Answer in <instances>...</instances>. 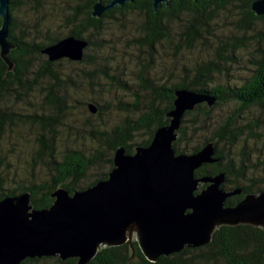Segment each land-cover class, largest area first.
Wrapping results in <instances>:
<instances>
[{"label": "trees", "instance_id": "trees-1", "mask_svg": "<svg viewBox=\"0 0 264 264\" xmlns=\"http://www.w3.org/2000/svg\"><path fill=\"white\" fill-rule=\"evenodd\" d=\"M96 1L66 0L60 5L46 8L47 0H9L8 40L13 47L7 54L11 65L0 56V144L7 126L27 123L38 127L37 136L30 149V163L26 167L33 170L36 160L47 158L48 175L45 180L34 176L35 178L31 181L26 179L28 181L19 182L14 177H6L4 172L10 169V162L6 161L0 151V200L6 196L29 192L33 207L42 209L52 204L54 198L51 197V193L59 187H64L71 194L99 180L106 179L112 168L114 151L118 146L124 147L126 153L132 154L135 146L148 145L155 129L168 122L165 114L173 107V91L176 88H186L216 98L211 107L203 102L196 105L193 110L185 111L178 129V137L173 143L176 153L192 154L200 150L207 142L215 141L213 157H220V160L204 163L195 170V176H213L225 172V182L221 187L226 191L242 190L240 194L226 198V206L235 205L246 193L264 191V169L263 178L253 180L254 184L248 186L239 183L240 180L245 179L246 162L240 158L238 160L230 150L231 146L240 141L246 133L256 139L251 128L254 120L240 121L239 119L243 117V112L252 106L264 108V53H260L258 60L250 61L253 64L251 66L253 71L251 70L249 76L241 79L240 84L231 85L227 81L221 83L216 81L217 76L220 74L227 76L229 72V68L226 67L227 63L235 62L230 57L233 55L228 52L235 53V50L241 48L242 44L234 38L230 41L234 42L232 46L230 42L225 43L220 38L216 40L217 45H212V42L208 41V38L215 36L212 24L218 12L226 6L236 4L241 9V26L248 29L250 25L252 28L253 21L264 20V15L257 16L252 11L251 4L254 0H167V3H162L157 10L152 8V0H132L125 2L122 6H114L99 17H94L92 6ZM107 1L102 0L103 3ZM20 11H31L32 13L41 11V29L47 28L48 31L52 29V26L45 22L50 21L55 11L56 16H60V24L67 30V35L87 41L82 58L73 61L66 58L49 61L42 53V49L55 43L59 37L48 33L41 38L39 36L43 31L38 35L30 36L25 31V26H20L16 21ZM128 13H134L142 18L141 24L138 25L141 33V39L138 41L139 47L147 46L150 51L158 44L177 45L176 51H178L179 48L189 49L200 45L201 48L210 50L213 56L204 63L196 64L192 71H188V73L192 72L189 76L184 74L178 81L172 83H169L173 78L172 74H168L166 81L161 83L148 79L146 77L148 64L139 62V86L147 93L144 110L140 111L135 119L125 117L122 122L120 121L108 131L98 124H95L96 126L90 124L87 133L90 139L96 142L94 150H86L80 146L57 149L55 126L61 123L59 121L60 112H64L63 106L66 101L58 91L60 90L61 95H64L62 90L68 85L78 87L70 77L65 82H61V74L57 66L63 62L67 65L89 66L95 61L90 52L92 48L95 45L104 44L100 42L107 34V22L114 23L118 20L116 16ZM1 23L0 18V25ZM118 24L125 27L123 23L118 22ZM174 27L175 29L178 27L177 32L173 31ZM174 35L177 41L174 40ZM97 37L100 38L96 40ZM95 54L94 56H97V53ZM40 56L43 58L42 63L36 67L35 59ZM105 62L108 61L100 63L105 64ZM104 68L102 71H95L91 68L82 69L81 72L85 74L88 71L89 77H103L101 76L103 74L104 79L112 82V74L104 72ZM45 78L51 80L52 85L47 87L42 112L21 114L8 106H2L6 93L17 91L18 88L26 96L27 91H32L33 86H37ZM55 87L56 90H54ZM93 91L96 93L95 90ZM228 103L234 106L233 112L209 129L212 125V110ZM79 104L89 112H91L89 105H93L96 111L91 114L97 117L105 110L99 98L94 95L88 96L84 102H79ZM93 119L97 118L93 117ZM208 129L210 135L200 136L204 130ZM46 134L49 136H45ZM193 138L194 144H192ZM103 149L106 152H102ZM95 165H100L101 169L104 167V170L88 176L87 172ZM205 185L202 184L201 187ZM47 260H52L57 264L77 262L76 258L62 260L55 256H48L26 258L19 264H35ZM86 264H264V227L249 224L223 225L214 231L208 244L193 248L185 247L180 252L167 256L161 255L153 262L145 258L136 241L132 242V248L128 242H125L121 245L99 249Z\"/></svg>", "mask_w": 264, "mask_h": 264}, {"label": "water", "instance_id": "water-1", "mask_svg": "<svg viewBox=\"0 0 264 264\" xmlns=\"http://www.w3.org/2000/svg\"><path fill=\"white\" fill-rule=\"evenodd\" d=\"M132 0H97L92 16L99 17L114 6ZM167 0H152L157 10ZM9 0H0V56L11 65L7 54ZM251 9L264 15V0H254ZM87 41L72 35L45 46L49 61L61 58L80 60ZM173 107L165 114L166 124L158 126L148 145H137L132 154L118 146L107 178L69 193L59 187L47 208L36 209L30 193L23 192L0 200V264H19L26 258L55 256L76 258L86 264L103 247L136 241L149 261L177 253L185 247L208 244L223 225L249 224L264 227V191L246 193L233 206L226 198L241 189L221 187L225 172L196 177L195 170L213 163L215 141L192 154L176 153L173 143L185 111L216 98L186 88H176ZM91 112L96 108L89 105ZM202 184H206L201 187ZM133 253V250H132Z\"/></svg>", "mask_w": 264, "mask_h": 264}, {"label": "rangeland", "instance_id": "rangeland-1", "mask_svg": "<svg viewBox=\"0 0 264 264\" xmlns=\"http://www.w3.org/2000/svg\"><path fill=\"white\" fill-rule=\"evenodd\" d=\"M62 1L65 2L66 0H47L45 5L46 8L57 6ZM27 4H29V1H27ZM241 17V9L236 4H232L220 10L215 22L212 24L215 36L208 38L212 45H217L216 40L219 38L225 43L230 42L234 38L242 44L241 48L235 50V53L228 52L233 55L230 57L235 62L227 63L226 67L229 68L227 76L223 74L217 76L216 81L221 83H226L227 81L231 85L240 84L241 79L251 73L253 64L250 61L258 60L261 51L264 53V20L253 21L252 28L250 25L251 29H248L241 26ZM116 18L118 20L114 21V23L107 22V34H101L104 37L100 44H104L101 46L95 45L90 51L95 58L94 62H91L89 66L67 65L65 62L57 66L61 74V82H65L70 77L78 85V87L68 85L62 90L64 95H61L60 90L58 91L59 95L66 101L63 106L64 112H60L59 121L61 123L55 126V145L57 149L72 146H80L86 150L93 149L96 142H93L87 133L88 129H90V124H98L108 131L120 121L122 122L125 117L135 119L140 111L144 110L147 93L139 86V62L148 64L146 71L148 79H152L155 83H161L166 81L165 78H168V74H172L173 78L169 82L172 83L176 80L178 81L184 74L189 76V73L192 72L188 73V71H192L196 64L204 63L205 60L213 56L210 50L201 48L200 45L189 49L179 48L176 51L177 45L158 44L156 48L149 51L147 46L139 47L138 41L141 39V33L138 25L141 24L142 18L134 13L116 16ZM16 21L20 26H25V31L30 36L38 35L41 31H43L39 36L41 38L48 33L54 37L58 36L59 39L67 35V30L60 24V16H56L55 11L50 21L45 22V24L52 26L50 31L47 28L41 29V11L39 13L20 11L17 14ZM118 22L123 23L125 27L121 24L119 25ZM177 29L178 27L176 29L174 27L173 31L177 32ZM175 35L177 36V34ZM175 35L174 40L177 41ZM99 38L97 37L96 40ZM232 43L234 42H230V46H232ZM95 53H97V56H94L96 55ZM42 60L41 56L36 57V67L42 63ZM103 61L108 62H105V64L100 63ZM90 68L95 71H102V68H104V72L112 74V82L109 79H104L103 74H101L103 77H89L88 71L85 74L81 72L82 69L88 70ZM49 85H52V81L45 78L37 86H33L32 91H27L26 96L17 88V91L5 94L2 106H8L13 111L21 114L29 115L34 111L40 113L44 110L42 103L47 96V87ZM54 90H56V87ZM90 95L98 97L101 105L105 107L103 113L98 117L79 104V102H84ZM136 96H138L137 100ZM133 105L136 106L134 107ZM126 109L132 111H127ZM233 109L234 106L230 103L214 108L211 112L212 125L209 129L216 126L224 117L229 116ZM242 116L239 119L240 121L250 120L251 118L258 119V123L251 127L256 139L254 140L246 133L230 149L238 160L240 158V160L246 162L245 179L240 180L239 183L249 186L254 184L253 180L263 178L264 108L252 106L246 109ZM93 117L97 119H93ZM209 129L204 130L202 134L200 133V136L210 135ZM37 131L38 127L27 123H17L6 127L0 144L2 155L5 156L7 162H10V169L6 170V173L4 172L6 177H14L17 182L31 181L35 177L42 180L47 178V158L36 160L33 170H30V167H26L30 163V149L33 146L34 138L37 136ZM45 136L49 135L46 134ZM194 143L195 140L193 138L192 144ZM221 147L225 149L222 145ZM102 152L106 151L103 149ZM235 168L237 167L235 166ZM101 170H104V167L101 169L100 165H95L89 169L87 175L91 176L100 173ZM35 264L57 263L47 260L39 261Z\"/></svg>", "mask_w": 264, "mask_h": 264}, {"label": "flooded vegetation", "instance_id": "flooded-vegetation-1", "mask_svg": "<svg viewBox=\"0 0 264 264\" xmlns=\"http://www.w3.org/2000/svg\"><path fill=\"white\" fill-rule=\"evenodd\" d=\"M255 15H256V14H255ZM257 16H259V15H257ZM67 36H69V35H67ZM261 54H263V52H261ZM66 59H68V58H66ZM68 60H70V59H68ZM251 70L253 71V69H251ZM260 88H261V87H260ZM263 88H264V87H263ZM251 120H254V121H253L254 125L258 123V119H252V118H251L250 121H251ZM253 139H254V138H253ZM254 140H255V139H254ZM225 174H226V173H225ZM225 178H226V176H225ZM224 182H225V181H224ZM224 182H223V183H224Z\"/></svg>", "mask_w": 264, "mask_h": 264}]
</instances>
